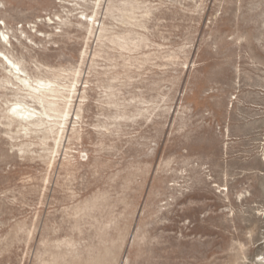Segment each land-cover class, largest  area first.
Wrapping results in <instances>:
<instances>
[{
    "label": "rangeland",
    "instance_id": "1",
    "mask_svg": "<svg viewBox=\"0 0 264 264\" xmlns=\"http://www.w3.org/2000/svg\"><path fill=\"white\" fill-rule=\"evenodd\" d=\"M0 264H264V0H0Z\"/></svg>",
    "mask_w": 264,
    "mask_h": 264
},
{
    "label": "bare ground",
    "instance_id": "2",
    "mask_svg": "<svg viewBox=\"0 0 264 264\" xmlns=\"http://www.w3.org/2000/svg\"><path fill=\"white\" fill-rule=\"evenodd\" d=\"M2 36H3L2 38L5 39V36L4 35ZM2 57H3L2 59L5 61L6 67L10 69L12 68L11 75L20 84L21 87L20 90L28 92L26 96H28V99L30 101L42 105V108H45V105L50 106L53 104L54 101L50 100L49 98L52 97L50 94L55 93L56 90L52 88L51 83L35 82L34 84H30L28 80L22 78L19 75L20 69H18L17 66L13 62H11V60H9L4 55H2ZM14 72H17V74ZM26 96L25 98L22 99V101H25V99L27 98ZM25 105L26 103H23V105H21V101L18 102L16 105H14L11 108L10 110L11 115L17 118L21 123L26 125L27 124L39 125L43 123L44 119L41 116H37L35 110H30L29 108H26ZM50 111L53 110L50 109Z\"/></svg>",
    "mask_w": 264,
    "mask_h": 264
}]
</instances>
